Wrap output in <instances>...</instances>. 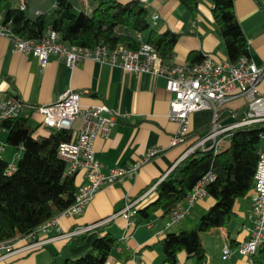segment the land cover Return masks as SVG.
Wrapping results in <instances>:
<instances>
[{
	"label": "crops",
	"instance_id": "1",
	"mask_svg": "<svg viewBox=\"0 0 264 264\" xmlns=\"http://www.w3.org/2000/svg\"><path fill=\"white\" fill-rule=\"evenodd\" d=\"M8 5L9 2H6L5 9ZM36 5L38 2L34 1ZM54 5L55 0H50L45 6L50 8ZM149 7L151 16L158 14L156 19L152 18V27L157 32L171 29L179 33L175 55L169 64L190 63L188 56L191 51H198L204 56L208 54L221 61L228 60L210 0H200L195 17L180 0H150ZM235 9L249 40V58L261 66L264 64L263 0H235ZM4 13L5 10L0 14V102L9 95L20 96L25 102L20 116L35 127V136H48L56 130L41 123V114L35 106L56 101L64 91L73 88L82 91V105L104 102L120 115L110 133L105 137L98 136L95 141V155L103 163L105 172L114 167L131 168L144 160L150 151L155 149L156 153L132 173L104 184L82 213L62 215L47 231H39L38 238L44 240L41 246L17 252L0 264H51L53 254L65 248L70 257L77 258L86 254L95 239L105 233H112L118 238L105 264H139L141 261L146 264H169L164 261L163 249L159 247L169 232L167 228L174 225V230L170 231H175L195 226L215 199L206 195L191 205L184 201L188 212L170 226H166L168 217L163 216L161 210L139 224L134 222V218L129 222L119 213L130 199L139 198L133 210L153 201L157 197L156 188L151 189L153 183L169 173L182 159L188 144L197 138L189 133L186 141L173 143L179 123L168 116L173 93L167 88V78L150 72H127L119 65L92 57H82L70 66L65 57L57 53H51L47 62L42 64L34 53L15 48L11 27L4 22ZM259 87L264 93V77ZM246 102L243 96L226 101L219 111L218 121L226 125L242 117ZM212 117L213 111L209 108L192 112L191 131L212 122ZM78 124L77 121L76 129ZM229 145L230 134L223 133L217 149H225ZM22 152V146L8 143L7 129L2 130L0 156L10 165H15ZM75 177L78 186L86 182L83 171ZM252 193L253 190L237 199L234 214L227 225L204 232L209 234L208 244L202 235L208 255L207 264H251L250 258L241 254L237 245L249 237L245 225L251 223ZM101 220L105 221L86 229ZM226 244L231 248V255L223 258L222 250V259L230 261L215 262V245L218 251L221 245L224 248ZM179 258L181 262L194 264V259L188 258L184 252Z\"/></svg>",
	"mask_w": 264,
	"mask_h": 264
},
{
	"label": "trees",
	"instance_id": "2",
	"mask_svg": "<svg viewBox=\"0 0 264 264\" xmlns=\"http://www.w3.org/2000/svg\"><path fill=\"white\" fill-rule=\"evenodd\" d=\"M34 1L38 5L34 6ZM34 1L25 0L24 8L19 5L5 9L7 0H0V14L5 10L4 22L10 25L14 34L40 41L47 28L52 27L68 45L101 44L109 48L123 45L138 49L142 44L138 33L142 35V31L151 28L148 38L143 41L154 46L166 63L175 55L179 33L171 29L157 32L152 27L149 4L142 0H97L91 14L85 8L90 0H55L52 10L45 6L50 0ZM180 1L194 17L197 15L200 0ZM210 2L228 59L236 62L242 56L249 57V40L237 17L235 0ZM203 58L198 51H191L188 56L190 63ZM211 125L212 122L207 123L190 134L199 137ZM4 126L8 131V143L23 147L12 172L8 171L10 163L0 156V239L10 240L32 232L70 206L76 198L78 185L75 175L66 174V162L58 152L62 142L71 140V130L60 128L48 136H35V127L21 116L6 120ZM226 133L230 134L227 148H198L182 158L159 180L157 197L135 210L133 218L137 224L158 210L168 217L174 206L188 197L206 173H214L215 177L206 189L215 203L195 226L169 231L161 240L164 261L169 264H187L180 261L181 252L193 258L194 264H207L202 234L227 225L237 199L254 189L259 149L264 143V123L235 127ZM117 242L116 236L105 233L95 239L92 248L83 256L72 258L65 248L53 254L51 264H105ZM250 261L251 264H264V241Z\"/></svg>",
	"mask_w": 264,
	"mask_h": 264
},
{
	"label": "built area",
	"instance_id": "3",
	"mask_svg": "<svg viewBox=\"0 0 264 264\" xmlns=\"http://www.w3.org/2000/svg\"><path fill=\"white\" fill-rule=\"evenodd\" d=\"M21 7H25V0H19ZM149 4L150 0H142ZM264 3V0H263ZM87 4V1H86ZM40 12V10H38ZM158 14L152 16L156 19ZM14 38L15 48L24 52H32L40 59L42 64L47 62L51 53L65 57L70 66H74L82 57L94 59L121 66L127 72H150L163 75L167 78V88L173 93L170 98L168 116L178 121L179 129L173 137V143L187 140L190 129V114L199 109L209 108L213 111L212 125L209 131L192 140L184 150L182 158L198 148H217L223 133L239 126L256 122L264 123V93L260 91V83L264 77V64L259 66L247 56L238 61L218 60L206 54L196 63L169 64L163 61L158 51L150 43L143 41L142 35L138 37L142 44L138 49L123 45L109 48L106 45L82 46L68 45L62 40L58 31L48 27L45 36L40 40L23 38L10 32ZM1 83V82H0ZM81 90L73 88L64 91L56 101L36 105L41 114V123L54 129H67L73 132L71 140L62 142L59 146V155L66 162V174L76 175L83 171L86 182L78 186L74 202L60 214L52 217L32 232L17 236L10 240L0 239V262L17 253L25 252L41 246L43 239L38 238L39 231L47 229L57 223L62 215L80 214L84 211L95 193L104 184L114 181L125 174H130L147 161L156 150L149 152L144 160L138 161L133 167H114L108 172L103 170V163L96 158L95 141L98 136H107L119 119V113L108 104L92 105L81 104ZM246 98L245 114L233 122L222 125L218 121L222 105L234 97ZM24 100L18 95H9L0 102V132L5 129L4 122L8 119L20 117ZM79 122L76 129V122ZM77 131H76V130ZM259 162L255 174V183L252 193V208L249 212L250 224L245 228L249 237L237 245L238 251L251 257L264 241V147L259 149ZM15 165H10L8 171L12 172ZM212 171L206 173L195 185L188 197L177 203L172 209L166 226L183 218L188 212L184 205H189L207 195L206 185L214 179ZM159 181L153 183L155 189ZM137 199H130L128 205L119 213L131 222L135 210L133 206ZM105 220L93 223L86 227L91 228L103 223ZM231 255V248L225 245L223 258ZM139 264H146L141 261Z\"/></svg>",
	"mask_w": 264,
	"mask_h": 264
},
{
	"label": "rangeland",
	"instance_id": "4",
	"mask_svg": "<svg viewBox=\"0 0 264 264\" xmlns=\"http://www.w3.org/2000/svg\"><path fill=\"white\" fill-rule=\"evenodd\" d=\"M8 2H9L8 7L19 6L20 5L19 0H7V3ZM97 4H98V1L97 0H90L89 6L85 7L86 10H87V12L91 14ZM53 8H54V6L50 7V10H52ZM77 10H79V9H77ZM150 30H151V28H147L144 31H142V39L143 40H146L148 38V34H149ZM219 122H221V121H219ZM174 228H175V226L172 225L169 228H167V230H169V231L170 230H174ZM202 235L204 237L205 243L208 244L209 243V241H208L209 240V238H208L209 237V234L203 233ZM215 235H217V234H215ZM215 244H216V242H215ZM159 247L162 248V245L160 244ZM219 248H220V250L217 251V247L215 245V248H214V258H213L215 260V262H220V263L229 262L230 260H223L222 259L223 246L221 245ZM187 264H189V263H187Z\"/></svg>",
	"mask_w": 264,
	"mask_h": 264
}]
</instances>
